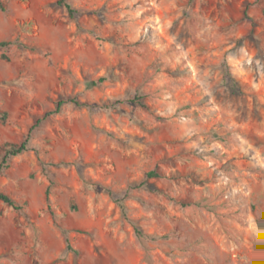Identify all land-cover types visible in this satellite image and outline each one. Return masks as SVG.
Wrapping results in <instances>:
<instances>
[{
    "label": "rangeland",
    "instance_id": "1",
    "mask_svg": "<svg viewBox=\"0 0 264 264\" xmlns=\"http://www.w3.org/2000/svg\"><path fill=\"white\" fill-rule=\"evenodd\" d=\"M58 1L0 0V264H264V0Z\"/></svg>",
    "mask_w": 264,
    "mask_h": 264
},
{
    "label": "trees",
    "instance_id": "2",
    "mask_svg": "<svg viewBox=\"0 0 264 264\" xmlns=\"http://www.w3.org/2000/svg\"><path fill=\"white\" fill-rule=\"evenodd\" d=\"M63 1L64 0H59L58 4H64ZM64 7L69 13L72 12V10L70 9L69 5L64 4ZM4 45H5V43H0V46H4ZM74 104L78 105V103H74ZM25 146H26V141L24 143H22L16 150L9 152V154L12 155V156L20 154L21 152L26 150ZM149 176H153V173H150ZM0 201L3 202L4 204L8 205L9 207H13L14 206L13 202L11 201V199L9 197H7L6 195L2 194V193H0Z\"/></svg>",
    "mask_w": 264,
    "mask_h": 264
}]
</instances>
